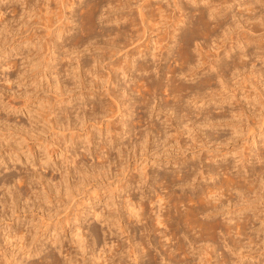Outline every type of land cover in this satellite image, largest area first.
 I'll list each match as a JSON object with an SVG mask.
<instances>
[{"label":"rangeland","instance_id":"obj_1","mask_svg":"<svg viewBox=\"0 0 264 264\" xmlns=\"http://www.w3.org/2000/svg\"><path fill=\"white\" fill-rule=\"evenodd\" d=\"M176 1L93 0L99 8L94 10L95 23L87 33L83 28L89 26L90 20L85 5L92 0H0V264H52L51 260L53 264H197L200 255H207L213 264H224V253H228L226 264H264V205L259 204L255 216L252 210L238 211V205L233 203L239 201V188L226 192L213 217L219 223L231 219L233 224L237 217L250 215L253 219L247 232L257 236V257L238 261L235 254L227 251L228 235H222L221 227L214 238L215 256L204 253L209 248L205 246L207 251L204 250L203 244L211 242L205 232L199 236L195 230L169 224L158 225L156 231L145 229V216H175L178 210L194 207L195 193L208 185L225 178L236 183L243 176L256 182L257 175H251L243 166H261L263 174L257 177L258 184L264 181V159H255L264 150V46L262 53L254 45L264 32V23L259 26L261 33H249L258 14L243 10V3L253 0L222 2L227 18L209 15L210 4L206 0L197 5L192 0H179L188 7L180 25H176L181 13L174 6ZM260 1L254 5L261 7L256 10L264 14V2ZM142 4L141 12L136 7ZM196 7L205 9L211 24L221 19L227 26L224 23L223 27L212 28V24L207 29L209 35L191 30L189 22L196 18ZM138 12H145L144 19ZM248 15L254 20L250 21ZM49 16L53 24L48 22ZM131 19L135 26L131 27ZM234 19L244 26L236 31L249 26L245 35L234 30L240 35L233 32V40L224 36L230 33L228 26ZM140 26H145L146 32L135 41L134 30L141 33ZM247 32L257 37L245 50L236 37L246 36ZM190 35H197V41ZM158 40L167 45L171 40L177 42L172 43L169 54L163 49L157 57H151L159 52L153 49ZM196 42L204 43V55H209H199ZM136 43L141 48L149 44L146 58L126 54ZM181 47H190L188 64L181 62L186 51ZM238 50L251 52L242 57L246 66L237 70L232 62L238 61ZM214 52L220 54L215 56ZM214 59L221 63L217 69L209 67ZM137 62L150 66L139 70ZM118 66H124L125 71ZM223 84L225 88L220 91ZM110 90L117 95L115 101L107 94ZM62 98L64 102L60 101ZM205 164L209 166L204 167ZM223 164H228V172H217ZM216 166L217 170L204 172L205 177L201 175L204 168ZM142 172L147 173L144 185L137 181L144 182ZM181 174L186 179L181 181ZM128 181L131 185L124 187ZM197 217L201 225H207L205 216L200 213ZM177 236L195 241L191 245L185 239L186 254L175 250ZM131 244L135 256L131 255ZM144 244L148 251L141 247ZM170 249L174 252L171 258ZM242 249L248 251L250 247ZM45 256L48 261H44Z\"/></svg>","mask_w":264,"mask_h":264},{"label":"bare ground","instance_id":"obj_2","mask_svg":"<svg viewBox=\"0 0 264 264\" xmlns=\"http://www.w3.org/2000/svg\"><path fill=\"white\" fill-rule=\"evenodd\" d=\"M39 1V0H38ZM119 1V0H118ZM202 1H205V0H192V2L195 4V5H197L199 2H202ZM207 1V4L209 3L210 5L207 7V9H209V15H212V16H214L213 18H215L216 17V15L217 16H219L220 15V17H221V15L223 16L222 18H227V15H226V13H225V10H226V8L224 7V6H222V5H220V4H222V2L223 3H226V2H228L227 0H217L219 3L218 4H215V0H213V2H214V4H213V2H212V0H206ZM209 1V2H208ZM252 1V0H251ZM92 2H93V0H92ZM240 2V1H239ZM260 3L261 1L260 0H253V3L252 2H244L243 3V10L245 9H248V10H250L249 12H253L254 11V14L255 13H257L258 15L257 16H254L255 17V19H256V21H255V23H254V25L253 24H251V25H253V27H251L250 28V26L249 25H247V26H249V29H248V31H249V33H250V31L251 30H253V33H255L257 30L259 31V29H260V27L259 26H261V25H263V21H264V14H262V11H260L259 9L261 8H259V7H257L256 5H254V4H257V3ZM262 2H264V0L262 1ZM27 3V2H26ZM143 3V2H142ZM203 3V2H202ZM41 4V3H40ZM67 4V3H66ZM73 4V3H72ZM87 4V3H86ZM207 4H206V6H207ZM262 4V3H261ZM264 4V3H263ZM120 5H121V3H120ZM130 5V4H129ZM200 5V4H199ZM202 5V4H201ZM43 6V5H42ZM66 6V5H65ZM122 6L124 7V4H122ZM174 6L176 7V10L178 11V12H181L180 13V19H177L178 21L176 22L177 24L176 25H180V23L182 24V23H184L183 21H184V19L182 20V18H184V14H183V12H185L186 11V9L188 8L187 7V5L186 4H182V3H180L179 2V0L178 1H176L175 3H174ZM229 6V5H228ZM252 6H254V7H252ZM27 7V6H26ZM69 7V6H68ZM83 7H84V5H83ZM36 8V7H35ZM66 8V7H65ZM85 8H86V10H85V14H87L86 16H88L89 17V26L88 27H86L85 26V28H83V30H85L84 32H89L90 31V28L92 27V23H95V20H94V10L95 9H98L99 8V5H98V3L97 2H93V3H91V4H87V5H85ZM84 8V9H85ZM143 8V4H142V6H137L136 7V9L137 10H140L141 11V9ZM257 8H259L258 9V11L256 10ZM206 9V10H207ZM42 10V9H41ZM49 10V9H48ZM194 10H196V11H198L197 13H196V18H193L194 19V21H193V19H191V21L189 22V24L191 25V30H193V31H198L200 34H204V33H208V35L210 34L209 32H210V30H209V32H208V28L210 27V25H214L212 28H214V27H221L222 25H224V23H223V21L221 20V19H218V21H215L214 23H210L209 21H208V17H206V16H208V15H206L205 13V9L204 8H198L197 9V7L194 9ZM51 11V10H50ZM96 11V10H95ZM111 11V10H110ZM195 11V12H196ZM247 11V10H246ZM142 12V11H141ZM141 12H138L139 13V16L141 15V17H143V19H144V16L143 15H145L144 13H143V15H142V13ZM194 12V11H193ZM193 12H192V14H193ZM207 12H208V10H207ZM45 13H46V11H45ZM74 12H71V15L73 16L74 14H73ZM130 13V12H129ZM132 13V12H131ZM40 14V13H39ZM52 14H53V12H52ZM59 14V13H58ZM228 14V13H227ZM250 14V13H249ZM253 14V15H254ZM229 15V14H228ZM238 15V14H237ZM239 15H241V14H239ZM252 15V14H251ZM256 15V14H255ZM47 16V15H46ZM45 16V17H46ZM85 16V17H86ZM134 16V15H133ZM48 17V16H47ZM60 17H61V15H60ZM193 17V16H192ZM248 17H249V19H250V16L248 15ZM248 17H246V19L248 18ZM253 16H252V18H254ZM70 18V17H69ZM68 17H67V20L69 19ZM87 18V17H86ZM133 18V17H132ZM150 17H148L147 18V20L149 19ZM177 18V17H176ZM213 18L211 19V21L213 20ZM234 18H235V16H234ZM251 18V19H252ZM57 19V18H56ZM134 19V18H133ZM131 19V21H130V23L132 24L131 25V27L132 26H135L136 24L134 23V20L136 19ZM143 19L141 20L142 22H143ZM210 19V18H209ZM238 19V18H237ZM249 19H247V21L249 20ZM251 19H250V21H251ZM47 20V19H46ZM51 19H50V16H49V20H48V22L50 21ZM58 20V19H57ZM60 20V19H59ZM63 20V19H62ZM235 20V19H234ZM252 20H254V19H252ZM125 21V20H124ZM129 21V20H128ZM161 21H163V20H161ZM166 21V20H165ZM186 21V20H185ZM226 21V20H225ZM69 22V21H68ZM82 22V21H81ZM145 22V21H144ZM143 22V23H144ZM213 22V21H212ZM232 22V21H231ZM241 22V21H240ZM254 21H252V23H253ZM35 23V22H34ZM49 23H51V24H53L51 21L49 22ZM128 23V22H127ZM138 23V22H137ZM150 23V22H149ZM48 24V23H47ZM51 24H48V25H50V26H48V27H50L51 28ZM87 24V23H86ZM85 24V25H86ZM227 22L225 23V26H227ZM240 24H242V23H239V21H237L236 22V20L235 21H233L232 23H230V25L228 26V29L230 30V33H228V34H226V36H224V35H222V36H224V37H228V38H230V39H233V36L232 35H234V33L233 32H235L236 30H238L239 28H244V26H242V25H240ZM247 24V23H246ZM62 25V24H61ZM142 25H144V24H142ZM149 25V24H148ZM154 25V24H153ZM152 25V26H153ZM127 26V25H126ZM151 25L149 26V28H150V31L152 30H154L153 29V27H152ZM169 26V25H168ZM224 26V27H225ZM247 26H246V28H247ZM61 26H59L58 28H60ZM130 27V28H131ZM141 27V26H140ZM223 27V26H222ZM254 27H255V29H254ZM129 28V29H130ZM136 28V27H135ZM142 28V32L141 33H139V29H135L134 30V33H136V36H134L135 37V41L136 40H140V38L141 37H143V35H144V33L146 32V30H145V26L143 27H141ZM155 28H157V27H155ZM181 28H183V26L182 27H177V31H179V30H181ZM244 29V31L242 32V34L243 35H245V32H246V30L247 29ZM262 28V27H261ZM210 29V28H209ZM50 30H52V29H50ZM59 30V29H58ZM60 30H62V29H60ZM83 30H82V32H83ZM184 30V29H183ZM205 30V31H204ZM207 30V31H206ZM221 30V29H220ZM226 30V29H225ZM235 30V31H234ZM48 31V30H47ZM64 31V30H63ZM174 31V30H173ZM262 31V30H261ZM51 32H53V31H51ZM50 32V33H51ZM128 32V31H127ZM160 32V31H159ZM214 32V31H213ZM213 32H211V33H213ZM223 32H224V30H223ZM236 32H240V30L239 31H236ZM235 32V33H236ZM240 32V33H241ZM260 32V31H259ZM119 33V32H118ZM121 33V32H120ZM133 32H131V34H132ZM173 33H175V32H173ZM215 33V32H214ZM220 33V32H219ZM224 33H226V31L224 32ZM251 33H252V31H251ZM261 33V32H260ZM264 33V32H263ZM262 33V34H263ZM153 34V33H152ZM170 34V33H169ZM194 34V33H193ZM198 34V33H197ZM223 34V33H222ZM236 34H239V33H236ZM242 34H241V36H242ZM258 35H260L259 33H257ZM260 35L261 36V38H257V39H255L254 41H255V43H257V45L254 43V45H255V49H256V47L258 48V49H260L262 46H264V42H263V40H262V37H263V35ZM121 35H123V34H121ZM133 35V34H132ZM158 35V34H157ZM156 35V36H157ZM195 35V34H194ZM193 35V36H194ZM206 35V34H205ZM228 35V36H227ZM240 35V34H239ZM254 35V34H253ZM190 36H192V35H190ZM192 36V37H193ZM207 36V35H206ZM205 36V37H206ZM239 37L238 35H237V37L236 38H238L237 40H236V42H238V43H242V48L243 49H245L246 48V46H248V44H250L251 42H253V39L254 38H256L257 36H255L254 38L250 35V34H248V32L246 33V36H242V37ZM53 37H55L54 36V34H53ZM121 37V36H120ZM124 37V36H123ZM133 37V36H132ZM175 37H176V35H175ZM179 37H181V36H179ZM210 38H211V35L209 36ZM220 37V36H219ZM224 37H222L221 39V42H222V44L224 43ZM191 38V37H190ZM196 38H197V35L196 36H194V38H193V40H194V42L195 41H197L196 40ZM199 38V37H198ZM235 38V37H234ZM264 38V37H263ZM122 39V38H121ZM125 39V38H124ZM220 39V38H219ZM227 39V38H226ZM230 39H228V41L230 40ZM241 39V40H240ZM32 40V39H31ZM53 40H55V39H53ZM123 40V39H122ZM125 40H128V39H125ZM134 40H132L130 43L131 44H133L134 43ZM138 40V41H139ZM157 40V39H156ZM160 40H161V38H160ZM182 40H183V38H182ZM234 40V39H233ZM30 41V40H29ZM52 41V40H51ZM64 41V40H63ZM117 41V40H116ZM129 41V40H128ZM127 41V42H128ZM148 41L150 42V40L148 39ZM152 41V40H151ZM153 41H154V39H153ZM166 41V40H165ZM184 41H185V39H184ZM200 41V40H199ZM231 41V40H230ZM39 42V41H38ZM162 42H164V41H162ZM171 43L169 44V45H167V43L166 44H163V43H161V42H159V40L158 41H155V43H154V46H153V49L156 51V50H158L159 52H157L156 51V53L154 52L153 54H150V53H148L147 52V48H149V44H147V45H145V48H144V46H143V48H141L140 47V43L138 44V43H136V44H134L130 49H128V50H126V54L127 53H132V54H135V55H140L141 57H145L146 58V56H148V54H150V56L151 55H153V56H151V57H155L158 53H160L161 51H163V49H165V54L167 55V54H169V52H170V49H171V47H172V43H175V42H177L176 40H171L170 41ZM192 42V41H191ZM234 42V41H233ZM263 42V43H262ZM152 43V44H153ZM165 43V42H164ZM206 43V42H205ZM76 44V43H75ZM74 44V45H75ZM128 44H129V42H128ZM127 44V45H128ZM144 44H145V42H144ZM204 43H202V45H203ZM221 44V46H223ZM234 44V43H233ZM79 45V44H78ZM114 45V44H113ZM118 45V44H117ZM201 45V43H197L196 42V45H194V46H196L195 48L197 49V51H198V54L199 55H202L203 57L206 55H209V53L207 54V52H206V54L204 55V53H205V49L203 48V46ZM237 45V44H236ZM131 46V45H130ZM151 46V45H150ZM105 47V46H104ZM113 47H115V46H113ZM185 47H186V45H185ZM185 47H183V48H185ZM204 47H206V46H204ZM233 47H235V45L234 46H230V50H229V52L231 51V48H233ZM182 48V47H181ZM182 48V50H186L185 52H184V56H183V59H181V60H183V61H181L182 62V64H188L189 63V61H190V59H191V53H190V51H189V48L190 47H188L187 49H183ZM263 48V47H262ZM261 48V49H262ZM216 49H218V48H216ZM113 50V49H112ZM119 50V49H118ZM172 50V49H171ZM233 50V49H232ZM246 50V49H245ZM257 50V49H256ZM115 51H117L116 49H115ZM134 51H136V52H134ZM206 51H207V49H206ZM228 51V50H227ZM258 51V50H257ZM256 51V52H257ZM134 52V53H133ZM248 52V51H247ZM247 52H245V51H240L239 52V50H238V53H237V55H236V59H238V61L240 60V62H238V61H234L233 60V67H234V69H237L238 70V68L239 67H242L243 68V66L245 67L246 65H244L246 62H244L243 61V59H242V57H246V56H249L248 54H250V52H248V54H247ZM255 52V53H256ZM259 52H261V51H259ZM116 53V52H115ZM120 53V52H119ZM215 54L217 53V52H214ZM253 53V52H252ZM251 53V54H252ZM262 53H263V49H262ZM161 54V53H160ZM159 54V55H160ZM197 54V53H196ZM197 54V56H199ZM214 54V55H215ZM220 53H217L215 56H218ZM230 54V53H229ZM259 54V53H258ZM261 54V53H260ZM55 55V54H54ZM235 55H234V57H235ZM103 56V55H102ZM108 56V55H107ZM201 56V57H202ZM226 56H228V55H226ZM233 56V55H232ZM238 56V57H237ZM252 56H253V54H252ZM260 56V55H259ZM136 57V56H135ZM139 57V56H138ZM137 57V58H138ZM157 57V56H156ZM202 57V58H203ZM230 58H232L231 56H229ZM233 57V58H234ZM262 57V56H261ZM56 58V57H55ZM97 58V57H96ZM95 58V59H96ZM111 58V57H110ZM144 58V59H145ZM159 58L161 59V56H159ZM176 58V57H175ZM180 58V57H179ZM181 58H182V56H181ZM201 58V59H202ZM249 58V57H248ZM148 59V58H147ZM151 59H153V58H151ZM163 59H166L165 58V56H164V58ZM204 59H206V58H204ZM235 59V58H234ZM235 59V60H236ZM53 60V59H52ZM97 60V59H96ZM169 60V59H168ZM264 60V59H263ZM137 61V60H136ZM146 61V60H145ZM160 61V60H159ZM167 61V60H166ZM211 62V64L209 65V67L212 69V68H218V67H220V62L219 63H216V59H214V60H210ZM247 61V60H246ZM162 62V61H161ZM132 63V62H131ZM200 63L202 64L203 62H201L200 61ZM224 63V62H223ZM222 63V65H224ZM236 63V64H235ZM49 64V63H48ZM133 65H134V63H132ZM137 66H136V68L137 69H139V70H146V69H148V67L150 66L149 64L147 65L145 62H141V63H138L137 62ZM165 64V63H164ZM179 64H180V62H179ZM204 64V63H203ZM129 65H130V62H129ZM132 65V66H133ZM169 66V65H168ZM184 66V65H183ZM227 67H229V65H226ZM46 67H47V65H46ZM119 67V66H118ZM128 69H129V67L128 66H126ZM173 67V66H172ZM122 69V71H125L124 70V66H121V67H119V69ZM156 68V67H155ZM159 68H160V66H159ZM241 68V69H242ZM116 69H118V68H116ZM182 69H184V68H182ZM261 69V68H260ZM159 70V69H158ZM167 70V69H166ZM220 70V69H219ZM240 70V69H239ZM222 71V70H221ZM220 71V72H221ZM259 71V70H258ZM124 73V72H123ZM222 73V72H221ZM223 73H224V71H223ZM226 73V72H225ZM225 73H224V75H225ZM241 73V72H240ZM260 73V72H259ZM258 73V74H259ZM115 74V73H114ZM122 74V73H121ZM125 74V73H124ZM244 74V73H243ZM248 74V73H247ZM247 74H246V76H247ZM223 75V76H224ZM109 76V75H108ZM117 76V73L115 74V77ZM221 76V75H220ZM222 76V78L224 79V77ZM217 77V76H216ZM243 77V76H242ZM204 78V77H203ZM218 78H219V75H218ZM233 78V77H232ZM211 79H213V78H211ZM217 80V79H216ZM222 80V79H221ZM213 81V80H212ZM224 81V80H223ZM207 82H208V80H207ZM210 82V81H209ZM107 83V82H106ZM226 84H229V83H226ZM225 84H223L222 86H220V91H221V88L224 86ZM214 86V85H213ZM230 87V86H229ZM209 88V87H208ZM223 88H225V87H223ZM232 88V87H231ZM212 88H210V90H211ZM228 89V88H227ZM62 90V89H61ZM199 90V89H198ZM209 90V91H210ZM215 90V89H214ZM213 90V92H218V90L217 91H214ZM233 90V89H232ZM111 91V90H110ZM110 91H107V94L109 95V96H111L112 98V100L114 99V101L117 99V95H115V94H113L112 93V91L110 92ZM222 91H224V89L222 90ZM228 91V90H227ZM81 93H83V92H81ZM197 93V92H196ZM199 94H200V92H198ZM212 93V92H211ZM216 93H214V94H216ZM222 93V92H221ZM220 93V94H221ZM225 93H228V92H225ZM234 93V92H233ZM106 94V95H107ZM224 94V93H223ZM223 94H222V96H223ZM107 95V96H108ZM198 95V94H197ZM212 95H213V93H212ZM84 96V95H83ZM100 97V96H99ZM209 97H211V95L209 96ZM200 98V97H199ZM64 98H62L60 101H62ZM209 99H211V98H209ZM224 99V98H223ZM65 101V100H64ZM64 101H62V102H64ZM235 103V102H234ZM237 103V102H236ZM238 104V103H237ZM116 105V104H115ZM117 106V105H116ZM240 106V105H239ZM107 111V110H106ZM127 110H125V112H126ZM183 111V110H182ZM244 111V110H243ZM52 112V111H51ZM241 113V112H240ZM48 114V113H47ZM233 114V113H232ZM236 114V113H235ZM235 114H233V115H235ZM239 114V113H238ZM49 115H50V113H49ZM110 115V114H109ZM108 115V116H109ZM187 115V114H186ZM237 115V114H236ZM243 115V114H242ZM241 115V116H242ZM240 116V117H241ZM233 117V116H232ZM250 117V116H249ZM45 119V118H44ZM50 119H52V117L50 118ZM54 120L56 119V118H53ZM107 119H108V117H107ZM207 119V118H206ZM214 119V118H213ZM213 119L212 118H208V121L209 120H212L213 121ZM217 119V118H216ZM225 119V118H224ZM57 120V119H56ZM205 120V119H204ZM177 121V120H176ZM207 121V122H208ZM224 121V120H223ZM232 121V120H231ZM230 121V122H231ZM51 122V121H50ZM52 122H53V120H52ZM56 122V121H55ZM98 122V121H97ZM180 122V121H179ZM178 122V123H179ZM225 122V121H224ZM223 122V123H224ZM100 124V123H99ZM108 124V123H107ZM123 124V123H122ZM121 124V125H122ZM182 124V123H181ZM213 124V123H212ZM227 124V123H226ZM225 124V125H226ZM230 124V123H229ZM55 125H58V124H56L55 123ZM60 126V129H62L61 128V124L59 125ZM59 126L57 127L58 129H59ZM123 127L125 126V125H122ZM193 126V125H192ZM232 126V125H231ZM114 127V126H113ZM121 127V126H120ZM181 127V126H180ZM236 127V126H235ZM176 128V127H175ZM57 129V130H58ZM129 129V128H128ZM90 131V130H89ZM176 131V130H175ZM88 133V132H87ZM89 134H91V133H89ZM119 135V134H118ZM90 136V135H89ZM87 138H88V135L86 136ZM85 137V138H86ZM92 137V136H91ZM71 138V137H70ZM73 139V138H72ZM227 141H228V139H226ZM234 140V139H233ZM69 141V140H68ZM145 141V140H144ZM226 141V142H227ZM231 141V140H230ZM72 142V141H71ZM73 143H74V141H73ZM228 143V142H227ZM72 144V143H71ZM214 144V143H213ZM219 144V143H218ZM222 143H221V141H220V144L219 145H221ZM137 145V144H136ZM59 147V146H58ZM123 148V147H122ZM56 150V149H55ZM141 151H143L142 149H141ZM140 151V152H141ZM132 152V151H131ZM147 152V151H146ZM134 153H136V152H134ZM60 154H62V153H60ZM132 154H133V152H132ZM145 154V153H144ZM58 155V154H57ZM145 156V155H144ZM250 156V155H249ZM256 161H260V160H263L264 159V150L262 151V149H261V151H259L258 153H257V156H256ZM72 160V159H71ZM243 160V159H242ZM242 160H240V161H242ZM245 161L246 160H248L247 158H245L244 159ZM72 164V163H71ZM242 164V163H241ZM240 164V165H241ZM228 164H223L219 169L217 168L218 166H216V167H209V168H204L205 170H202V169H200V170H202L201 171V175L203 176V174H205L206 172H211V171H214V170H217V172H219V171H223L224 173H226V172H228L227 170L229 169V166H227ZM193 166V165H192ZM191 166V167H192ZM204 167L206 166V167H208L209 165L208 164H205V165H203ZM187 167H188V165H187ZM241 167H242V165H241ZM203 168V167H202ZM246 169V171H249V172H252L251 173V175H253V174H256L257 175V177H260L261 176V174H263V171L261 170V166H258V167H252V169H247L248 167H246V166H243V169ZM121 169V168H120ZM192 169V168H191ZM198 169V168H197ZM96 170V169H95ZM190 170V169H189ZM193 171H195L194 170V167H193V169H192ZM197 171V170H196ZM195 171V172H196ZM238 171V170H237ZM191 172V171H190ZM205 172V173H204ZM216 172V171H215ZM216 172V173H217ZM88 173V172H87ZM124 173V172H123ZM183 173V172H182ZM185 173V172H184ZM192 173V172H191ZM212 173V172H211ZM192 174H194V173H192ZM83 175H84V173H83ZM94 175V174H93ZM141 175V178H142V180L144 181V182H141V181H139V180H137L138 181V183L140 182V185L141 184H143L144 185V183L146 182V179H147V173L145 174L144 172H142V174H140ZM178 176H179V174H177ZM189 175V174H188ZM177 176V177H178ZM209 176V175H208ZM203 177H205V176H203ZM213 177V176H212ZM257 177H256V179H255V181L256 182H253V180L251 179H249V178H247V176H243L242 177V180L240 181H237L236 183L235 182H232V181H230V180H227L226 178L224 179V181H222V182H220V183H215V184H212V185H208V186H206V187H204V188H202L201 190L199 189L198 191H197V193H195L196 194V197H197V200H196V202L195 203H197L196 204V206L194 205V207L193 206H190L188 209L187 208H185L186 210H184V211H176L175 213H176V215L174 216V215H171V214H169V215H167L166 217H163V218H161L159 215H157L155 218L154 217H151V216H145V219H146V227L147 228H145L146 229V231H149L150 232V230H153V231H156V230H158L159 229V227H158V225H160V224H162L163 226H166V225H171V226H173L174 227V225L176 226V228H179V225H181V226H184V227H186V229H188L187 231H193V230H195V234H196V232L198 233L199 232V236H200V234H203L204 232H205V234L208 236L207 238L209 239V240H211V242L209 241V243H206V244H203L204 245V250H206L205 249V246H206V248H209V251H207V252H205L204 251V253H206V254H209V255H214L215 253H216V246L214 245V242L215 241H217V240H215L214 238H215V235L217 234V232L219 231V230H217L219 227H221L222 228V230H221V232L223 233L222 235H224V234H227L228 235V241H226V243H225V246L227 247V251L229 252V253H231V254H235V256L234 257H236L237 259H238V261H240L243 257H247V259L249 258V257H251V259L253 258V257H257L258 256V254L256 253V251H258L256 248V250H254V247L255 246H257V242L259 243V241H256L255 239L257 238V236H256V238L254 237V235H251V233H248L247 232V229H248V227H249V225L252 223L251 222V220L253 219V218H251L250 217V215H243V216H239V217H241L242 219L240 220L239 219V217H237V219L235 220V222L233 223V224H231L229 221L231 220V219H228V222H220L219 223V221L218 220H216L215 219V217H213V216H215V213H216V211H217V208L219 207V206H221L222 204H223V202H224V199L222 198L224 195H226V192L228 193V191H230L231 189H238L239 190V192H238V194H239V196H240V198H239V201H237L236 203H233L234 205H238V207H239V209H238V211H241V212H243V213H245V211H247V210H252L253 211V215L255 216L256 215V212H255V209H257V211L259 210V207H260V205L261 204H263L264 205V181L262 182V181H260L259 182V184H258V179H257ZM130 178V177H129ZM252 178V177H251ZM184 179H186V177H185V174L184 175H182L181 174V176H180V180L182 181V180H184ZM247 179H249L248 181H247ZM130 180V179H129ZM223 180V179H222ZM246 181V182H245ZM131 182H133V181H131ZM184 182H186V181H184ZM128 183L129 184H126L124 187H128L129 188V186L131 185V183L128 181ZM135 183V182H134ZM137 183V182H136ZM137 183V184H138ZM133 184V183H132ZM124 185V184H123ZM135 185V184H134ZM143 185H142V187H143ZM122 186V185H121ZM131 188H132V186H131ZM133 188H134V186H133ZM138 188V187H137ZM124 190V189H123ZM141 190V189H140ZM251 194H253L252 196H250ZM142 195V194H141ZM146 195V194H145ZM225 197V196H224ZM159 198V197H158ZM193 198V197H192ZM131 199V198H130ZM160 200H161V198H159ZM228 199H230V198H228ZM226 200V201H228V202H230V200ZM232 203H231V205H233ZM260 204V205H259ZM142 206V205H141ZM133 208V207H132ZM142 209V208H141ZM143 210V209H142ZM262 210H264V206H263V208H262ZM135 212V211H134ZM142 212V211H141ZM94 213V212H93ZM130 213H132V212H130ZM174 213V214H175ZM201 213V215H203V216H205L206 217V219H207V225H204L203 226V224L204 223H202V225H201V222H200V220H198L199 218L197 217L198 216V214H200ZM141 214V213H140ZM138 215V214H137ZM142 215H144V213L142 214ZM132 216V215H131ZM136 216V215H135ZM143 217V216H142ZM196 218H198V219H196ZM140 219V218H139ZM153 219H155L156 220V223H153L152 222V220ZM201 219V218H200ZM206 219H205V221H206ZM122 224V223H121ZM123 226V225H122ZM264 226V219H263V221H262V227ZM183 227V228H184ZM76 230V229H75ZM122 230V229H121ZM122 232V231H121ZM203 232V233H202ZM164 233H165V231H164ZM194 234V235H195ZM205 234H204V236H205ZM178 235V234H177ZM163 237V236H162ZM175 236H173V238H174ZM178 238H177V242H176V244H177V246H175L176 248H175V250H177V252L179 251V252H182V254H186V252H185V249H184V247H185V239H187L188 238V242H190V244L192 245V244H194L195 243V241L193 240V239H190L188 236L185 238L184 236H177ZM202 238V237H201ZM260 238V237H259ZM166 239H167V236H166ZM168 239H170V237H168ZM175 239H176V237H175ZM244 239H246L247 240V243H242V240H244ZM58 240V239H57ZM225 240H227V238H225ZM259 240V239H258ZM262 240V239H261ZM260 240V241H261ZM264 240V239H263ZM170 241H171V239H170ZM151 242V240H148V243L147 244H149ZM175 243V242H174ZM261 243H262V241H261ZM263 243H264V241H263ZM162 245H163V243H161ZM161 244H160V246H161ZM135 245H136V243H135ZM138 245V244H137ZM156 245V244H155ZM201 245H202V243H201ZM200 245V246H201ZM259 245V244H258ZM118 246V245H117ZM133 245L131 244V247H132ZM141 246V245H140ZM140 246H138V247H140ZM200 246H198V247H200ZM141 247H143V249L145 248L146 249V251H148V247H147V245L146 244H144V246H141ZM140 247V248H141ZM156 247V246H155ZM193 247V246H192ZM244 247H250V249L248 250V251H244L242 248H244ZM262 247V246H261ZM264 247V246H263ZM160 248H162V247H160ZM194 248H196L195 247V245H194ZM202 248V247H201ZM200 248V249H201ZM144 249V250H145ZM163 249V248H162ZM165 249V248H164ZM166 249H167V251H168V249L169 248H167L166 247ZM199 249V248H198ZM203 249V248H202ZM243 251H242V250ZM262 249H264V248H262ZM261 249V250H262ZM40 250V249H39ZM159 251H160V249H158ZM157 250V251H158ZM170 250H172L171 252H168L169 254V256L168 257H170V255H172V257H173V255H174V252H173V249H170ZM174 250V251H175ZM196 250V249H195ZM65 251V250H64ZM163 251V250H162ZM161 251V252H162ZM140 252V251H139ZM138 252V253H139ZM145 251H143V253H144ZM164 252H166V250L164 251ZM203 252V251H202ZM68 253H69V251H68ZM67 253V254H68ZM131 255H134L135 256V253H136V251H135V248H133L132 247V249H131ZM142 253V252H141ZM167 253V252H166ZM188 253V252H187ZM213 253V254H212ZM254 253H255V256H252V254L254 255ZM70 254V253H69ZM161 254V253H160ZM177 254V253H176ZM181 254V253H180ZM199 254H201L200 252H199ZM203 254V253H202ZM228 253H224V254H221L222 255V263H224V264H226L225 262H227L228 260H227V258H228V255H227ZM50 254H48L47 256H49ZM110 255V254H109ZM142 255H144V254H142ZM166 255V254H165ZM178 255H179V253H178ZM196 255V254H195ZM47 256H45L44 257V261H48V259H47ZM52 255H50L49 257H51ZM68 256H70V255H68ZM67 256V257H68ZM194 256V255H193ZM197 256H199V255H197ZM215 256V255H214ZM229 256H230V254H229ZM175 257V256H174ZM185 257V256H184ZM200 258H199V260H198V262H197V264H213V262H211L212 260H210L208 257H207V255L206 256H203V257H201V255L199 256ZM204 257H207V258H204ZM52 258V257H51ZM136 258H138V257H136ZM171 258V257H170ZM179 258V257H178ZM181 258H182V256H181ZM205 260H204V259ZM211 258V257H210ZM213 258V257H212ZM231 258V257H230ZM235 258V259H236ZM41 259H42V257H41ZM68 259V258H67ZM69 259H71V257H69ZM68 259V260H69ZM135 259V258H134ZM214 259V258H213ZM54 260V259H53ZM227 260V261H226ZM55 261V260H54ZM57 261V260H56ZM231 261V260H230ZM176 263L175 264H179L180 262H177V261H175ZM49 263H50V260H49ZM51 263L53 264V261L51 260ZM55 263V262H54ZM235 263H236V260H235ZM238 263V262H237ZM180 264H188V263H186V262H184V263H180ZM215 264V263H214ZM244 264V263H243Z\"/></svg>","mask_w":264,"mask_h":264}]
</instances>
